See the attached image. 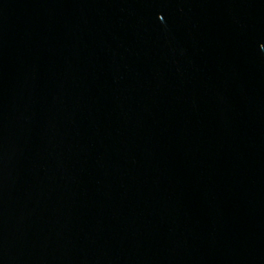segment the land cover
<instances>
[{"label":"water","instance_id":"obj_1","mask_svg":"<svg viewBox=\"0 0 264 264\" xmlns=\"http://www.w3.org/2000/svg\"><path fill=\"white\" fill-rule=\"evenodd\" d=\"M0 264H264V0H0Z\"/></svg>","mask_w":264,"mask_h":264}]
</instances>
